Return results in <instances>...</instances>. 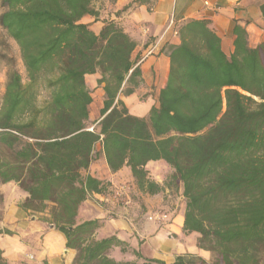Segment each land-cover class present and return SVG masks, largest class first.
Wrapping results in <instances>:
<instances>
[{
  "label": "trees",
  "instance_id": "obj_1",
  "mask_svg": "<svg viewBox=\"0 0 264 264\" xmlns=\"http://www.w3.org/2000/svg\"><path fill=\"white\" fill-rule=\"evenodd\" d=\"M116 1L2 0L0 26L19 49L26 81L12 72L0 94V183L17 185L21 211L48 210L45 222L75 252L71 264H165L116 236L95 239L98 221L77 223L87 198L106 191L85 175L98 159L111 173L129 168L150 196L167 189L183 198V233L198 235L213 262L185 255L172 264H264V42L250 48L235 25L227 57L209 21L180 25L157 106L138 117L120 99L143 84L136 40L118 21L104 18L98 34L82 22L98 21ZM260 12L264 20V0ZM89 75H99L104 92L97 122L89 121ZM156 162L172 171L162 186L145 170Z\"/></svg>",
  "mask_w": 264,
  "mask_h": 264
},
{
  "label": "crops",
  "instance_id": "obj_2",
  "mask_svg": "<svg viewBox=\"0 0 264 264\" xmlns=\"http://www.w3.org/2000/svg\"><path fill=\"white\" fill-rule=\"evenodd\" d=\"M133 1L117 0L109 8L111 12L103 11L98 21L85 17L82 22L89 24L90 29L98 34L105 16L109 20L118 21L123 30L137 42L133 58L142 57L145 52L153 49L152 55L139 61L143 80L141 88L129 96H120L129 112L138 117L147 116L150 108L157 106L151 104V101L153 103L157 101L160 90L166 85L169 69L168 48L180 43L176 34L180 25L191 20L209 21L210 27L220 37L221 49L227 57L233 52L232 30L235 25L245 29L250 48L264 42V20L260 12L263 0H151L147 5L134 4L121 17L115 16ZM98 79L99 75L85 77L88 88L97 95V102L92 100L89 106L91 122L99 120V111L103 106L102 86L96 83L95 89V86L89 83ZM142 90H145L147 97L137 104L138 111H141L138 114L130 110L128 103L137 99L138 92ZM100 160L103 166L92 165L85 175L89 174L103 182L106 191L100 194L93 193L87 198L78 210L77 223L98 221L100 227L95 232V239L116 236L132 249L139 251L143 257L165 264H172L177 257L185 255L208 261L210 253L197 247V235L183 233L184 203L181 196L176 202L169 203L167 199L170 195L167 189L150 196L137 189L129 168L122 167L118 172L111 173L105 162ZM150 164L154 163H148L145 167L148 178L162 186L163 179L151 178L153 173L149 172L152 169V166H148ZM117 187L125 188V193L120 198L114 194ZM17 197L21 199L17 198L15 204H12V200L5 201L4 212L8 219L19 220L27 214L18 208V204L25 196L19 192ZM158 211H168L169 220L165 225L147 220L148 216ZM21 221L15 223L19 228H22ZM23 235L32 245L18 247L14 252L16 257L25 254L31 247L29 250L31 260L28 262L30 264L72 263L75 252L66 248L64 236L54 227L49 228V224L40 225L35 221L23 231ZM35 239L39 241L41 239V245H38ZM2 242L0 240V249L3 251L5 248Z\"/></svg>",
  "mask_w": 264,
  "mask_h": 264
},
{
  "label": "rangeland",
  "instance_id": "obj_3",
  "mask_svg": "<svg viewBox=\"0 0 264 264\" xmlns=\"http://www.w3.org/2000/svg\"><path fill=\"white\" fill-rule=\"evenodd\" d=\"M6 8L2 4V0H0V17L5 12ZM108 15V14H107ZM108 17V16H107ZM106 19V16L104 17ZM264 35V34H263ZM144 54L142 55L141 59L143 58ZM12 72H18L22 79L26 81V73L22 64V61L20 59L19 49L16 45V43L10 39L4 29L0 26V94L3 93L4 87L6 84V81L9 77V75ZM160 79H162V75L160 76ZM90 84H93L95 86L96 82L91 81ZM95 89H97V86H95ZM44 97V94L40 96L42 99ZM147 97V94H145V90H142L138 92L137 99L133 100L132 102H129V108L130 110L134 112L141 113V111H138L137 104L141 103L145 98ZM139 98V99H138ZM92 100L94 102H97V95L95 92H92ZM151 101V104L157 105V101ZM95 166H103L101 164V160H96V162L93 164ZM148 166H152L151 171H149L152 175L151 178H155V180H162L163 183H167L170 181V178L172 177V171L167 167L163 168L161 166H165L163 163H154L150 164ZM155 174V175H154ZM155 176V177H154ZM123 189L125 191L124 187H117L116 189ZM19 193L18 187L14 183H9L6 185H3L0 183V240L3 241L4 250H3V257L7 264H30L31 252L29 251L30 248L27 249V252L23 254L22 256H15L16 252L15 250L20 246H28L32 245L29 244L30 242L27 240V238L23 235V231L28 229V226L31 225L33 222H38L40 225L47 224L45 222L46 219H48V210L44 213H27L23 216L22 219L16 220L15 218L8 219L7 216H5V201L6 200H12V204L16 203V199L18 198L17 195ZM123 196V195H122ZM15 199V200H14ZM21 199V198H18ZM176 202V198H168L167 202ZM159 213H166L168 214V211H158ZM22 220V221H21ZM21 221L22 228H19L15 225L18 224ZM4 230H8L13 233L12 236H6L2 234L1 232ZM199 236L197 235V240ZM36 243L38 245H41L42 240L40 241L38 239H35ZM143 251V250H142ZM23 260V261H22ZM208 263L213 262V255L210 253V257L207 261Z\"/></svg>",
  "mask_w": 264,
  "mask_h": 264
},
{
  "label": "built area",
  "instance_id": "obj_4",
  "mask_svg": "<svg viewBox=\"0 0 264 264\" xmlns=\"http://www.w3.org/2000/svg\"><path fill=\"white\" fill-rule=\"evenodd\" d=\"M152 53H153V49L148 50L147 52L144 53V56L141 60H144L146 57L152 55ZM124 193L125 191L122 188L114 189V194L117 198L122 197ZM147 220L165 225L168 222L169 218H168V214L157 212V213H153L150 216H148Z\"/></svg>",
  "mask_w": 264,
  "mask_h": 264
},
{
  "label": "water",
  "instance_id": "obj_5",
  "mask_svg": "<svg viewBox=\"0 0 264 264\" xmlns=\"http://www.w3.org/2000/svg\"><path fill=\"white\" fill-rule=\"evenodd\" d=\"M54 226L53 225H49V228H53Z\"/></svg>",
  "mask_w": 264,
  "mask_h": 264
}]
</instances>
